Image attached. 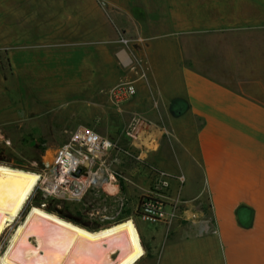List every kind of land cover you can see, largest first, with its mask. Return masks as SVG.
I'll list each match as a JSON object with an SVG mask.
<instances>
[{
  "label": "crops",
  "instance_id": "1",
  "mask_svg": "<svg viewBox=\"0 0 264 264\" xmlns=\"http://www.w3.org/2000/svg\"><path fill=\"white\" fill-rule=\"evenodd\" d=\"M250 2L143 3L145 20L131 42L145 62L144 75H132L136 93L102 114L108 127L120 128L119 141L108 133L111 140L141 162V183L154 167L184 181L200 179L201 188L193 191L209 194L186 228L195 233L174 223L167 234L154 235L169 251L167 264L176 262L178 247L195 239L203 247V264H264V55L244 53L241 46L254 43L240 36L257 24L249 23L254 22ZM120 38L105 0H25L0 14V53L7 54L9 80L19 81L21 70L23 79H30L26 49L61 50L57 93L88 97L82 101L86 113L79 112L67 127L93 126L97 88L115 80L112 74L101 76L98 65L102 59L113 72L109 46L117 44L125 57ZM107 182L104 190L117 193V184L110 191ZM173 186L175 191L177 183Z\"/></svg>",
  "mask_w": 264,
  "mask_h": 264
},
{
  "label": "rangeland",
  "instance_id": "2",
  "mask_svg": "<svg viewBox=\"0 0 264 264\" xmlns=\"http://www.w3.org/2000/svg\"><path fill=\"white\" fill-rule=\"evenodd\" d=\"M23 1L25 0H0V14ZM105 1L121 37L128 40V45L118 43L126 51L125 57L119 53L117 44L109 46L113 52V72L109 73L108 69L106 70V67L102 64V59L99 62L98 68L101 76H111L112 74L113 80L114 76L115 80L106 88H97L94 97L96 116L93 120V126L89 127L109 138L111 133L119 141V126H115V128L108 127L102 114L106 109L108 111L117 109L110 103V88L120 81L132 79V75H137L136 72L145 69V62L134 50L131 39L136 37V27L138 25L143 26L145 20V16L142 15L141 11L143 3L150 7L152 0ZM251 1L250 11L253 14L252 19L254 17V22L250 21L249 23L256 22L257 24H250L252 31L242 33L240 36L248 37L245 38V41L250 44L254 43L253 45L241 46L242 51L252 57L264 55V3ZM68 49L73 56L74 48L70 47ZM215 49H217L216 45L211 42V55H214ZM60 53L61 50L57 48L43 49L42 51L41 48L26 49L23 54L26 55V58L32 60V72L27 75L30 79L25 80L21 70L19 81L9 80L7 54L0 53V162L36 172L45 169L51 161L54 148L65 142L69 132L75 128L64 125L70 124L79 112L81 114L86 113V105L82 101L88 97L57 93L59 90H56V87L60 86L55 84L59 75L57 70L60 62L63 61V58L58 55ZM138 59H140V65L137 63ZM133 64H136L135 68L131 67ZM19 86L21 88H18ZM50 86L53 90L44 89V87L50 88ZM25 87H28V89H25ZM124 151L122 150V153ZM118 158L112 164L114 178L116 179L115 183L118 186L117 193H108L98 188L86 191L80 200H73L44 196L39 189H35L26 207L37 200L44 203V206L41 205L42 203L38 206L46 208V205L53 201L54 209L57 211L70 215L96 229L124 220L127 217H133L145 251V255L136 264H167V262H163V259L169 254V251L163 244L157 245L158 241L153 240L154 235L167 234L172 230V224L174 223L181 226L178 230L188 228L190 220L199 216L200 206L208 204L209 194L206 191H193L194 187L201 188V181L199 179L198 183H194L192 177L186 176L182 184L177 182V188L180 186V190L175 189L174 191V186H171L168 192V195L176 201V216L173 223L144 221L137 216L136 204L138 198L151 189L149 171L146 170L148 178L143 184L139 179L141 173L144 172V168L141 167V162L135 158L134 153L121 154ZM58 199L61 200L59 203L56 201ZM103 205L106 207V213L112 214L117 211H122V213L116 218L106 221L98 220V218L91 217L88 214L92 207ZM203 210L210 211L209 208H203ZM123 211H126L127 215H124ZM24 213L25 210L17 219V222L22 219ZM13 228L14 225L8 227L0 239V252L7 243ZM184 231L189 232V234L195 233L192 229ZM198 231L199 229L196 230L197 234ZM199 239L201 238L199 237ZM200 243L201 241L195 239L178 247L181 251L177 253V259L175 256L173 257V260L176 259V262L173 263L203 264V247Z\"/></svg>",
  "mask_w": 264,
  "mask_h": 264
},
{
  "label": "bare ground",
  "instance_id": "3",
  "mask_svg": "<svg viewBox=\"0 0 264 264\" xmlns=\"http://www.w3.org/2000/svg\"><path fill=\"white\" fill-rule=\"evenodd\" d=\"M40 179L34 170L0 162V239L14 225L0 264H136L145 255L133 217L90 230L45 207H26Z\"/></svg>",
  "mask_w": 264,
  "mask_h": 264
},
{
  "label": "built area",
  "instance_id": "4",
  "mask_svg": "<svg viewBox=\"0 0 264 264\" xmlns=\"http://www.w3.org/2000/svg\"><path fill=\"white\" fill-rule=\"evenodd\" d=\"M119 41L128 45V40L125 38L121 37ZM137 63L140 65V59ZM135 65L131 67L135 68ZM144 71L145 69L136 73L143 76ZM135 93V81L127 79L110 88L109 100L115 108H119L123 101ZM121 154L127 152L122 153L118 143L109 137L89 126H76L69 132L66 141L54 148L48 166L37 172L41 179L35 189H39L44 196L80 200L88 190L98 188L104 190L101 181H116L112 164ZM148 171L151 189L138 198L137 216L144 221L170 224L176 216V201L168 195V192L173 182L182 184L184 177L154 167L148 168ZM177 189L180 190V186ZM41 205L44 206V203ZM105 210L104 205L94 206L88 214L98 220L106 221L116 218L120 212L117 211L116 215H113L106 213Z\"/></svg>",
  "mask_w": 264,
  "mask_h": 264
},
{
  "label": "trees",
  "instance_id": "5",
  "mask_svg": "<svg viewBox=\"0 0 264 264\" xmlns=\"http://www.w3.org/2000/svg\"><path fill=\"white\" fill-rule=\"evenodd\" d=\"M41 197H42V196H41ZM42 198H43V197H42ZM52 199L55 200L54 198H52ZM56 201H57V203H59V201H61V200L58 199V200H56ZM41 203H42V202L36 200V201H34V203H32V204L40 205ZM46 209H48L49 211H53V212L57 213L58 215H60L61 217L67 218V219H69V220H71V221H73V222H75V223H78V224H80V225H82V226H84V227H86V228H88V229H90V230L96 229V228H94L93 226L87 225L86 223H83V222H81V221L75 219L74 217H72V216H70V215H67V214H64V213H62V212L57 211L56 209H54L53 201H50V202L48 203V205H46ZM124 215H127V213H125V211H124Z\"/></svg>",
  "mask_w": 264,
  "mask_h": 264
},
{
  "label": "water",
  "instance_id": "6",
  "mask_svg": "<svg viewBox=\"0 0 264 264\" xmlns=\"http://www.w3.org/2000/svg\"><path fill=\"white\" fill-rule=\"evenodd\" d=\"M103 3L105 4V2L103 1Z\"/></svg>",
  "mask_w": 264,
  "mask_h": 264
}]
</instances>
